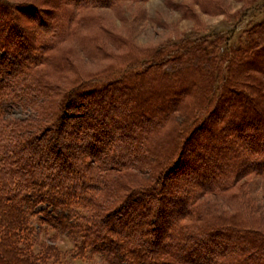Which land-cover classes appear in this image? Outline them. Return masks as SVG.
<instances>
[{
    "label": "trees",
    "instance_id": "16d2710c",
    "mask_svg": "<svg viewBox=\"0 0 264 264\" xmlns=\"http://www.w3.org/2000/svg\"><path fill=\"white\" fill-rule=\"evenodd\" d=\"M26 7L0 0V264L63 263L31 221L43 205V223L78 242L72 258L264 264V205L249 201L248 186L264 182V18L238 46L185 37L141 70L130 61L60 89L39 68L74 31L56 18L50 38L40 24L48 43L33 48L18 19ZM19 108L26 121L12 119ZM130 171L140 176L133 187Z\"/></svg>",
    "mask_w": 264,
    "mask_h": 264
},
{
    "label": "rangeland",
    "instance_id": "374dc122",
    "mask_svg": "<svg viewBox=\"0 0 264 264\" xmlns=\"http://www.w3.org/2000/svg\"><path fill=\"white\" fill-rule=\"evenodd\" d=\"M6 1L17 8L26 7L24 3L30 4L25 9L26 15L29 11L30 15L22 17L18 14V19L33 48L39 49L48 43L39 30L40 24L46 23L48 27L45 30L50 38L56 33L52 30L58 21L56 18L60 19L61 30L74 31L75 37L47 52L39 68L46 73L44 81L60 89H67L74 83L89 80L105 71L116 76L128 67L130 61L140 60V68L138 64L135 67L141 70L142 64L152 53L185 37L226 35L232 37V45L238 46L244 39V31L250 30L264 18V0H118L105 8L78 7L72 4V0H54L52 5L41 0ZM97 27L103 28L104 33ZM38 78L43 80L41 75ZM28 116L20 108L14 109L11 115L12 119L23 121ZM25 125H29L28 129L33 126L31 122ZM25 125L18 127L19 130L24 129ZM128 173L132 175L130 180L133 187L140 176L134 171ZM147 178V175L142 177V181ZM248 186L251 191L249 201L263 206L264 182L251 177ZM114 202L117 201L114 199ZM45 209V205L40 206L31 221L36 228L45 229L41 239L54 238L64 256L62 264H102L101 256L90 250L85 258H72L77 253L78 242L43 223L45 214L42 211ZM250 209L249 205L241 203L243 214L250 215ZM110 211L108 207L106 213Z\"/></svg>",
    "mask_w": 264,
    "mask_h": 264
}]
</instances>
